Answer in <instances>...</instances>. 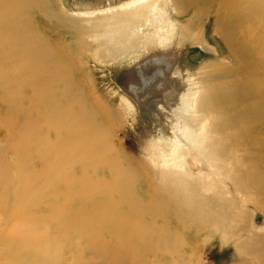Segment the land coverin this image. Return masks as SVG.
Returning a JSON list of instances; mask_svg holds the SVG:
<instances>
[{
	"label": "bare ground",
	"instance_id": "bare-ground-1",
	"mask_svg": "<svg viewBox=\"0 0 264 264\" xmlns=\"http://www.w3.org/2000/svg\"><path fill=\"white\" fill-rule=\"evenodd\" d=\"M80 1L98 5L110 0ZM182 1L193 2L196 8L205 2L212 6L217 13L219 33L239 64L236 70L221 67L205 80L207 92L198 98L196 110L213 115V133H230L234 123L248 132L246 135L255 133L257 128L259 133H264V0H174V3ZM151 10V6L136 8L117 13L109 20L88 21L82 25L83 37L96 35L106 37L110 43L120 42L128 31H134L151 14ZM52 14L47 0H0V85L11 89L10 99L15 102L7 121L11 129L17 130L25 114L31 116L36 111L41 115L26 124L24 135L13 138L14 133H0L5 140L0 141V146L5 142L10 149L8 155L20 163L4 165L0 162V228L5 227L0 236H7L2 249L4 264H67L62 256L66 248L72 255V262L68 260L71 264L81 260L90 264L83 261V256L91 252L101 257L98 264H131L132 260L138 262L140 256L132 254L131 250L142 244L153 252L156 247L159 251L163 243L173 244L166 251L176 252L180 243L173 236L172 225L167 223L168 215L173 213L171 206L177 217H185L192 230L227 225L230 227L226 230L228 236L223 240L237 235L241 239L240 246L246 239L244 235L249 236L251 246L247 253L248 257L252 256L251 264H264V237L237 226L238 216L224 215L234 202L225 204L216 197L197 198L195 186H183L185 194L192 196L184 209L180 201L172 197L177 190L160 192L153 188L157 180L154 170L147 166L130 167L118 157L109 144L106 130L111 116L106 113L98 122L96 114L71 93L73 81L67 75L64 60L49 47L46 38H42L41 31L56 30H50L54 25L47 23ZM258 18L260 25H256ZM159 55L175 57L149 45L148 57L152 59L147 62L148 72L160 69ZM134 70V75H128L129 84L139 85L136 74L141 71V65ZM133 88L129 86L131 92ZM126 99L132 111H135L134 104L142 110L148 108L143 101ZM25 102L30 109L24 108ZM47 105L53 109L48 116L42 115L40 111ZM41 123L50 131L34 135L40 133L36 125ZM158 133L153 136L149 133V141H142L144 147L156 146ZM260 137L259 146L264 134ZM201 147L205 148L203 142ZM259 173L254 176L264 182V170ZM234 187L238 192L250 190L239 181ZM257 188L264 194V183ZM144 214L155 218L154 222L144 221L147 216ZM160 221L163 225L158 224ZM178 223L184 224L183 220ZM77 239L85 241V250L78 256V253L73 255L82 248L74 244ZM258 243L263 244L256 250L252 245ZM60 245L66 247L60 249ZM39 246L44 250H35ZM58 249L59 253L55 254ZM180 254L174 256L178 263L183 260ZM239 262L237 264H246Z\"/></svg>",
	"mask_w": 264,
	"mask_h": 264
},
{
	"label": "rangeland",
	"instance_id": "rangeland-1",
	"mask_svg": "<svg viewBox=\"0 0 264 264\" xmlns=\"http://www.w3.org/2000/svg\"><path fill=\"white\" fill-rule=\"evenodd\" d=\"M47 2L49 11L53 13L47 23L54 25L50 30H56L48 33L41 31L42 38H46L49 47L60 53L64 60L67 75L73 81L70 84L71 93L77 95L82 104L96 114L95 117L100 119L98 122L102 121L106 113L111 116L106 130L109 144L118 157L130 167L143 169L147 166L154 170L153 176L157 180L153 183V188L160 192L177 190L172 197H176L184 209L186 202L192 197L185 194L184 187L192 185L196 187L194 191L197 198L216 197L215 199H220L225 204L234 202L235 204L230 203V209L226 208L224 215L238 216L240 221L237 226L246 228L258 237H264V194L257 191V186L264 182H261L262 178L254 176L264 170V139L259 142L261 146L257 144L264 133H259L257 128L255 133L246 135L248 132L240 130L238 123L232 125L230 133H213V115L200 113L195 108L198 98L207 92L205 80L215 70H220L221 67L236 70L239 66L234 61V53L226 39L219 33L217 13L212 6L205 2L198 7L199 4L196 3V8L193 2L185 1L176 5L174 0H110L98 5L85 4L80 0ZM148 6H151V14L134 31H128L120 42L110 43L106 37L96 35L83 37L82 25L88 21L104 18L109 20L117 13ZM259 19L256 25H260ZM259 35L260 33L256 36ZM149 45L174 55L175 59L159 55L157 60L162 63L157 65H160V69L148 72L147 62L152 59L148 57ZM168 61H171L170 64ZM140 65L141 71L136 74L140 83L136 85L137 83L132 82L130 85L128 75H134V69L138 66L140 69ZM128 84L134 87V93L129 90ZM10 91L6 85H0V133H14V138L24 135L26 124L34 122L41 115L36 111L31 116L25 114L21 117L20 128L11 129L7 119L15 102L10 99ZM126 98L143 101L148 108L142 110L134 104L135 111H132ZM23 106L30 107L27 102ZM52 109L51 105H47L40 113L48 116ZM37 127L40 133L34 135L50 131L42 123ZM154 131L159 132V136L156 135L158 144L144 147L142 141H149L150 136L155 135ZM3 140L4 135L3 138L0 135V141ZM26 140L29 141L28 138ZM202 142L205 148L201 147ZM7 150L10 151L6 143L1 142L0 159L2 156L3 159L0 162L4 165L20 164L8 155ZM236 181L250 190L236 191ZM171 208L173 213L168 215L167 223L172 225L173 236L180 243L174 252L181 253L183 260L178 263L175 253L166 251L173 244L163 243L158 247L159 251L156 247L155 252L142 244L131 250L132 254L140 255L139 261L132 260L131 264H237L240 260L239 263L253 262L252 256L248 257L247 253L251 246L249 236L244 235L246 239L240 246L241 239L237 235H229L230 240H223L228 236L226 230L230 227L227 225H211L201 230H192L185 217H177L173 206ZM154 219L147 215L144 221L151 223ZM179 220H183L184 224H179ZM158 224L163 225L162 221ZM4 230L5 227L0 228V233ZM148 235L146 236L149 237ZM3 240L7 241V236H0V264L5 263L2 249L6 241ZM84 243V240H76L74 244H79L83 249L78 248L73 255L78 253V256L85 250ZM261 244L263 243L252 246L259 250ZM35 250H44V247L39 246ZM62 256L65 263L71 264L69 249H64ZM100 260L101 257L92 252L83 256V261L90 264H98ZM81 261L78 264H84Z\"/></svg>",
	"mask_w": 264,
	"mask_h": 264
}]
</instances>
